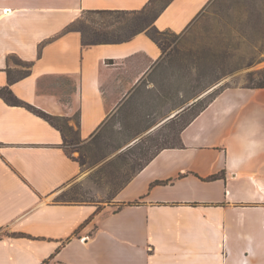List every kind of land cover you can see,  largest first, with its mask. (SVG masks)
<instances>
[{
	"label": "crops",
	"instance_id": "crops-1",
	"mask_svg": "<svg viewBox=\"0 0 264 264\" xmlns=\"http://www.w3.org/2000/svg\"><path fill=\"white\" fill-rule=\"evenodd\" d=\"M150 1L0 0V90L56 117L78 115L81 139H91L164 53L146 33L84 46L70 28L83 12ZM214 2L173 0L155 25L183 36ZM13 58L33 67L10 84ZM55 78L74 89L49 87ZM180 140L112 201H64L82 170L62 132L0 95V264H264V88L221 91Z\"/></svg>",
	"mask_w": 264,
	"mask_h": 264
},
{
	"label": "rangeland",
	"instance_id": "rangeland-1",
	"mask_svg": "<svg viewBox=\"0 0 264 264\" xmlns=\"http://www.w3.org/2000/svg\"><path fill=\"white\" fill-rule=\"evenodd\" d=\"M111 20L83 12L75 24L100 28ZM158 39L161 62L91 139L77 135L78 115L67 118L72 129L67 128L66 135L77 139L67 147L82 171L59 199L112 201L158 151L179 144L184 125L218 93L259 84L264 77V0H215L185 35L166 32ZM13 61L23 70L17 58ZM62 85L70 87L66 78L48 83L59 89Z\"/></svg>",
	"mask_w": 264,
	"mask_h": 264
},
{
	"label": "trees",
	"instance_id": "trees-1",
	"mask_svg": "<svg viewBox=\"0 0 264 264\" xmlns=\"http://www.w3.org/2000/svg\"><path fill=\"white\" fill-rule=\"evenodd\" d=\"M172 1L173 0H151L141 10H132V11H130V10H93V11H87V13H89V14L103 16V17H109L112 20L109 21L108 23H105L100 28H97V27L78 28V27H76V24H74L70 28V30L79 31L82 34L84 46H93V45H100V44H115V43L127 42V41H130L131 39H133L138 34L146 33L149 37H151L161 47V43H160L158 37L165 34L166 32L160 31L156 27L155 22H156L157 18L159 17V15L172 3ZM158 2H162L161 7H156ZM18 61H19V63H18L19 65H23V70H16V71H13L11 69L8 70L10 84H13L15 82H18V81L28 77L32 72L33 63L24 62V61L19 60V59H18ZM67 84L70 86L71 90L74 89L72 87V83L70 80H67ZM249 88H264V77H262V80H260L259 84H257L256 86H253V87H249ZM0 95L5 99V101L8 104L13 105V106L25 107L29 111L39 115L40 117H42L45 120H47L48 122H50L53 126L58 128L62 132L63 137H64L65 150H66L67 154L71 158H73L71 156L70 151L68 150L67 145L75 144L77 142V139L73 138V139L69 140L67 135H66V129L67 128L72 129V127L68 123L69 120L67 118H61V117H56V116L50 115V114L32 106L31 104H28V103L20 100L17 96H15L13 94V92L10 90L9 87L0 90ZM204 107L202 109H204ZM198 113L196 115H198ZM196 115H194L193 117H195ZM192 118L190 120H192ZM61 121L65 122L64 126L59 125V122H61ZM77 135L80 136L79 117H78ZM80 138H81V136H80ZM179 145H181L180 139H179L178 145L170 146V147H178ZM166 148H168V147H166ZM73 159H75V158H73ZM133 177L128 179L126 181V183H124V185L121 187V189L129 181H131V179ZM70 202H73V201H70Z\"/></svg>",
	"mask_w": 264,
	"mask_h": 264
},
{
	"label": "water",
	"instance_id": "water-1",
	"mask_svg": "<svg viewBox=\"0 0 264 264\" xmlns=\"http://www.w3.org/2000/svg\"><path fill=\"white\" fill-rule=\"evenodd\" d=\"M183 110H185V108H183V109L177 111V112L175 113V115L179 114V113H180L181 111H183Z\"/></svg>",
	"mask_w": 264,
	"mask_h": 264
},
{
	"label": "bare ground",
	"instance_id": "bare-ground-1",
	"mask_svg": "<svg viewBox=\"0 0 264 264\" xmlns=\"http://www.w3.org/2000/svg\"><path fill=\"white\" fill-rule=\"evenodd\" d=\"M174 116H176L175 114L173 115V116H171V117H174Z\"/></svg>",
	"mask_w": 264,
	"mask_h": 264
},
{
	"label": "built area",
	"instance_id": "built-area-1",
	"mask_svg": "<svg viewBox=\"0 0 264 264\" xmlns=\"http://www.w3.org/2000/svg\"><path fill=\"white\" fill-rule=\"evenodd\" d=\"M86 239V238H83V240Z\"/></svg>",
	"mask_w": 264,
	"mask_h": 264
}]
</instances>
